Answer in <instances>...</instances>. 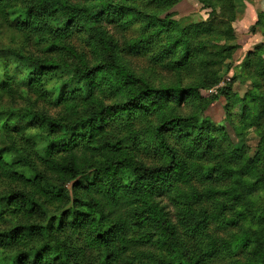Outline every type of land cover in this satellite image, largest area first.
<instances>
[{"label":"trees","instance_id":"1","mask_svg":"<svg viewBox=\"0 0 264 264\" xmlns=\"http://www.w3.org/2000/svg\"><path fill=\"white\" fill-rule=\"evenodd\" d=\"M145 1L156 11L174 3V0H0V35L11 31L14 38L19 36L24 41L23 48L32 44L46 54L57 53L73 29L80 28L87 31L100 53L96 65L81 68L34 59L11 49L0 52V98L21 97L11 84L16 68L9 74L8 59H13L20 63L21 68L17 69L24 72L21 85L36 94L37 100L47 99L57 106L71 101L75 105L60 118L30 108L5 115L0 112V145L5 146L0 148V185L17 187L0 195V227L12 223L6 230H0V264H70L69 254L83 250L95 252L92 264H210L221 260L222 254L224 259L237 257L241 250L238 248L242 247L251 248L252 252L246 253V263L235 264H264L263 211L249 197L252 191L264 190V173L257 167L258 156H264V130L257 153L250 159L246 152L233 146L230 150L223 148L222 129L207 120L164 115L151 129L153 153L164 163L147 165L130 155L140 150L143 143L139 132L133 130L136 118L146 119L150 113L158 115L171 98L178 103L184 97L196 98L204 108L216 97L198 98L200 86L149 87L125 69L120 52L142 55L155 52L152 60L167 61L175 68L189 65L193 68L196 64L208 69L221 65L234 50L227 45L233 33L232 0H216L221 5L219 10L202 2L205 9L211 10L208 20L183 29L170 21L169 16L161 19L159 14L139 8V4L147 7ZM138 25L139 37L126 38L127 32ZM244 65H250V60ZM246 69L263 79L264 56L256 58L253 68ZM57 70L70 72L77 83L74 87L68 82L49 94L44 90L46 80ZM102 85L113 94L122 92L124 101L101 104ZM252 85L256 90L260 88L258 81ZM221 93L226 95L223 90ZM239 103L241 119L250 120L257 127L263 125L264 98L258 91L248 92ZM6 115L23 123L15 136L3 122ZM105 115L118 121L126 117L123 128L118 126L122 135L117 137L105 131L101 125ZM30 125L46 131L43 137L36 140L27 134ZM126 141L131 142L128 145ZM4 153L10 157H4ZM35 163L56 175L55 182L72 183L71 207L51 218L45 227L15 224L37 215L47 216L50 207L68 202L62 192L53 188L54 180L36 171ZM87 175L92 176L91 182L80 188L76 182ZM245 175L251 180H243ZM225 177L233 179L231 204L217 213L222 220L220 224L224 231L232 232L240 229L243 222L249 233L245 230L240 236L229 234L230 238L223 241L224 247L218 248L206 234L210 218L190 208L192 198L198 194L196 191L192 197L181 194L177 186L195 182L210 188ZM206 193L212 194V190ZM169 206L173 211H169ZM227 210L228 216L224 217ZM190 239L198 243L196 252L184 250V242ZM209 240L208 246L200 249ZM12 249L18 251L9 255Z\"/></svg>","mask_w":264,"mask_h":264},{"label":"rangeland","instance_id":"2","mask_svg":"<svg viewBox=\"0 0 264 264\" xmlns=\"http://www.w3.org/2000/svg\"><path fill=\"white\" fill-rule=\"evenodd\" d=\"M202 2L209 3L219 10L220 4L216 0H174V3L167 9L153 10L151 6L147 5L145 1L144 8L148 13L159 14L161 19L169 16V20L177 24L178 28L183 29L190 25L204 23L208 20L211 10L205 9ZM233 3V14L234 22L231 25L233 28L232 39L228 40L227 45L233 47L234 50L230 54V58L223 61V64L217 66L201 67L194 64L193 68L189 66H181L179 68L173 67L167 61L163 63H158L156 60H152L155 52L149 54H130L126 51L120 52L119 58L122 65L127 69L135 78L142 80L149 87L155 88H194L195 86H200L197 95L198 98L203 100H210L216 97L215 101H210L205 104L204 108H201L203 103L198 101L196 98L184 97L183 100L178 103L176 99L171 98L167 102L163 109L158 115L150 113L146 119L136 118L132 122L133 130L139 132L142 140V144L139 146L140 150H135L131 152L130 155L135 157L137 161L147 164H163L164 160L157 157L154 154L155 142L151 137V129L160 123L164 115H171L175 117L182 118H192L207 120L214 127L222 129L221 133L224 137L222 144L223 148L230 150L233 149L246 152L249 158H253L257 153L258 145L262 140V130H264V123L261 126H254L253 123L248 120L244 121L241 119L243 116L240 113L241 106L239 100L244 97L250 91H258V93L264 98V76L263 79L255 76V74L247 71L246 68H253V64L261 56H264V0H232ZM139 26H135L132 30L127 32L126 38L136 39L140 35ZM138 27V28H137ZM4 31V29H3ZM2 31V32H3ZM86 30L80 28H74L71 36L64 42L63 47L60 51L54 54H46L42 48H36L32 44H28L23 48L21 45L24 41L21 37H13L11 31L4 32L0 35V52L7 49L21 51V55L30 56L34 59L42 60H52L60 65L64 63L69 66H80L92 67L96 65L100 60V53L97 44L92 41ZM219 39V37L215 36ZM200 59V58H199ZM197 59V60H199ZM4 61L6 60L3 59ZM250 60V65L245 66L244 64ZM8 69L9 74L12 73L13 68H16V77L13 76L11 84L13 87L18 89V94L20 98H0V112H4L3 115L8 114L9 111L30 108L38 113L46 114L48 117L60 118L62 115H66L70 112L73 106H75L71 101L63 103L61 105H52L45 100H37V95L34 93H29L25 90V86L21 85V79L24 76V72L17 68L20 63L13 62V59H8ZM20 75V77H19ZM217 80V84H213ZM1 81V77H0ZM253 81H258L260 84L259 89H254L252 85ZM47 86L44 90L49 94H52V90L59 86L66 85L68 82H72L75 87L77 83L76 79L71 78V73L66 71L62 73L57 70L54 72L52 77L46 80ZM20 87V88H19ZM104 96L101 97V104L104 105H114L124 101V94L122 92L113 94L111 89L102 85ZM225 91L224 95L221 91ZM116 93V92H114ZM200 102V104H199ZM82 108H79L81 111ZM133 119V117H132ZM131 119V120H132ZM126 117L118 121L115 117L110 115L103 116V121L101 125L105 128V131L113 133L115 136L119 137L123 134V130L118 128V126H124ZM3 122L7 123L12 135H16V129L20 127L22 122H17L12 117L8 118L6 115L3 118ZM17 122V123H15ZM29 125V124H27ZM32 127L28 128L27 134L36 137H43L46 132L41 130L39 127L30 125ZM263 126V127H262ZM233 130L236 131L233 132ZM217 133V132H216ZM218 135V134H217ZM226 136V137H225ZM131 141H126V144H130ZM174 144V142H173ZM5 147L0 145V148ZM4 157H10V155L4 153ZM257 167L261 172L264 173V156H258ZM36 164V163H35ZM233 165V163H232ZM236 167V165H235ZM36 171L46 175L49 179L54 180L52 186L55 190L62 192L68 199V202L61 207H50L47 216L37 215L31 219L25 221H16L15 224H29V225H39L47 226L51 218H57L66 209L71 207L72 201V183L61 184L55 182L56 175L48 171L45 167L36 164ZM91 175H87L80 178L76 184L80 188H84L88 183L91 182ZM252 177L246 176L243 180L250 181ZM232 180L230 177H225V179L220 182L211 185L210 188L206 186H201L195 182L187 186H177L178 191L181 194H185L189 197L198 194V197H193L190 202V208L193 212L198 215L202 213L208 216L210 219L207 224L208 234L212 239L215 240L218 248L224 247V242L227 238H230L229 234L240 236L245 230H247L246 223H240L241 228L234 230L232 232L224 231L221 226V217L217 214L223 209H228L227 206L231 204L229 200V194L232 187ZM17 190L16 186H11L7 184L0 185V195H4L9 191ZM207 190H212V194H207ZM256 205L262 208L264 220V190L257 189V191H252L249 196ZM167 204L166 201H164ZM170 204V203H169ZM169 211H173L172 206H169ZM223 216H228L227 212H223ZM12 223L1 226L0 230L4 231L10 227ZM246 232V231H245ZM249 233V229L247 230ZM262 251H264V234ZM210 243L206 241L205 244L200 248L203 249L206 245ZM222 248L220 251H222ZM188 252H196L198 249V243L194 242V239L186 240L184 242V250ZM241 249L237 257L224 259L222 254L221 260H213L210 264H235L246 263L247 255L246 253L252 249L238 248ZM18 249H12L8 252L9 255L16 253ZM70 255V264H92L91 259L95 257V252L83 250L81 252H75ZM1 258V257H0Z\"/></svg>","mask_w":264,"mask_h":264}]
</instances>
